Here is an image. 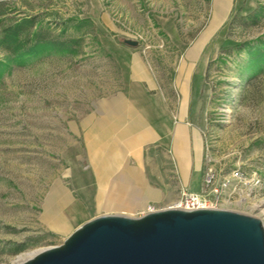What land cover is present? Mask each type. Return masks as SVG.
Segmentation results:
<instances>
[{"label": "rangeland", "instance_id": "obj_1", "mask_svg": "<svg viewBox=\"0 0 264 264\" xmlns=\"http://www.w3.org/2000/svg\"><path fill=\"white\" fill-rule=\"evenodd\" d=\"M24 18L76 54L52 50L15 62L0 48V264L61 246L106 215L77 188L86 186V131L101 117L103 96L120 90L105 50L110 35L120 43L142 36L137 49L176 96L183 49L211 23L220 26L189 112L204 146L200 182L182 190L218 197L220 210L264 226V65L248 68L253 50L264 48V0H0V35ZM168 34L180 35V45ZM178 197L150 206L162 210Z\"/></svg>", "mask_w": 264, "mask_h": 264}, {"label": "crops", "instance_id": "obj_2", "mask_svg": "<svg viewBox=\"0 0 264 264\" xmlns=\"http://www.w3.org/2000/svg\"><path fill=\"white\" fill-rule=\"evenodd\" d=\"M219 30L211 23L183 49L176 96L168 94L146 53L106 35L105 50L119 68L120 90L103 96L101 117L86 131V186L77 188L95 212L143 215L150 205L172 203L184 188L198 190L204 146L189 112L196 73H206L204 56ZM167 36L180 45V35Z\"/></svg>", "mask_w": 264, "mask_h": 264}, {"label": "water", "instance_id": "obj_3", "mask_svg": "<svg viewBox=\"0 0 264 264\" xmlns=\"http://www.w3.org/2000/svg\"><path fill=\"white\" fill-rule=\"evenodd\" d=\"M22 264H264V226L220 209L105 215Z\"/></svg>", "mask_w": 264, "mask_h": 264}, {"label": "trees", "instance_id": "obj_4", "mask_svg": "<svg viewBox=\"0 0 264 264\" xmlns=\"http://www.w3.org/2000/svg\"><path fill=\"white\" fill-rule=\"evenodd\" d=\"M83 22L90 23V20ZM83 22L81 25L84 24ZM69 44L70 42H62L61 39L44 37L43 31L37 30L34 18H24L14 25L4 27L0 35V48L10 54L12 61L15 62H22L52 50L76 54ZM263 49H255L250 54L249 69H257L260 64L264 65ZM0 65L3 66L4 63Z\"/></svg>", "mask_w": 264, "mask_h": 264}, {"label": "built area", "instance_id": "obj_5", "mask_svg": "<svg viewBox=\"0 0 264 264\" xmlns=\"http://www.w3.org/2000/svg\"><path fill=\"white\" fill-rule=\"evenodd\" d=\"M142 39V36H139ZM138 39L137 43L139 44ZM207 186L211 183V181L206 182ZM220 199L218 197L208 196L206 193H193L187 190H182L179 194L178 199L168 208L165 209H175L182 211H197V210H217L219 209ZM158 211L157 208L149 206L148 213H153Z\"/></svg>", "mask_w": 264, "mask_h": 264}, {"label": "bare ground", "instance_id": "obj_6", "mask_svg": "<svg viewBox=\"0 0 264 264\" xmlns=\"http://www.w3.org/2000/svg\"><path fill=\"white\" fill-rule=\"evenodd\" d=\"M39 252H37V253H32V254H29L27 257H25V258H21L18 262H17V264H22V263H24L25 261H27L28 259H31L32 257H34L36 254H38Z\"/></svg>", "mask_w": 264, "mask_h": 264}]
</instances>
